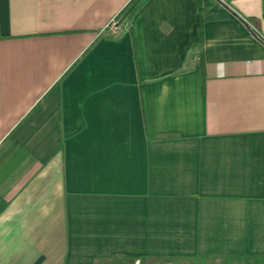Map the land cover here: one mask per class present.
Here are the masks:
<instances>
[{"label": "crops", "instance_id": "0c3cea01", "mask_svg": "<svg viewBox=\"0 0 264 264\" xmlns=\"http://www.w3.org/2000/svg\"><path fill=\"white\" fill-rule=\"evenodd\" d=\"M130 1L0 0V264L264 259V0Z\"/></svg>", "mask_w": 264, "mask_h": 264}, {"label": "rangeland", "instance_id": "374dc122", "mask_svg": "<svg viewBox=\"0 0 264 264\" xmlns=\"http://www.w3.org/2000/svg\"><path fill=\"white\" fill-rule=\"evenodd\" d=\"M104 264H264V259L182 255L175 257H143L139 259L120 257L107 260Z\"/></svg>", "mask_w": 264, "mask_h": 264}, {"label": "built area", "instance_id": "2783aa9c", "mask_svg": "<svg viewBox=\"0 0 264 264\" xmlns=\"http://www.w3.org/2000/svg\"><path fill=\"white\" fill-rule=\"evenodd\" d=\"M106 28L108 30L114 31L117 28V19H112L107 25Z\"/></svg>", "mask_w": 264, "mask_h": 264}, {"label": "trees", "instance_id": "16d2710c", "mask_svg": "<svg viewBox=\"0 0 264 264\" xmlns=\"http://www.w3.org/2000/svg\"><path fill=\"white\" fill-rule=\"evenodd\" d=\"M136 2H137V0H132V1H130L128 7H127L126 10H125V13L130 12L131 9L135 6Z\"/></svg>", "mask_w": 264, "mask_h": 264}]
</instances>
